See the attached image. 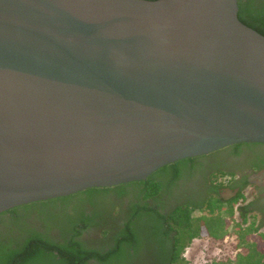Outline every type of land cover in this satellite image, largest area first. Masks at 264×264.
I'll return each mask as SVG.
<instances>
[{"label":"water","instance_id":"95a60500","mask_svg":"<svg viewBox=\"0 0 264 264\" xmlns=\"http://www.w3.org/2000/svg\"><path fill=\"white\" fill-rule=\"evenodd\" d=\"M237 0H0V213L264 144V36Z\"/></svg>","mask_w":264,"mask_h":264},{"label":"trees","instance_id":"16d2710c","mask_svg":"<svg viewBox=\"0 0 264 264\" xmlns=\"http://www.w3.org/2000/svg\"><path fill=\"white\" fill-rule=\"evenodd\" d=\"M237 4L238 19L264 36V0H237ZM189 159L166 164L145 179L90 187L1 212L0 264H189L183 252L194 238L221 240L229 232L237 240L234 258L210 264H264L261 225L253 219L248 221L241 206L239 218L233 219L237 196L223 198L214 193L202 203L206 212L196 215L193 211L202 206L201 201L159 210L161 197L174 184L179 166ZM114 197L116 200H112ZM121 204L123 209L116 210L115 218L122 219L118 223L111 218L110 210ZM87 205L93 210L89 215L84 212ZM34 220L49 228L51 225L56 237L34 230ZM91 226L101 231L102 242L77 239ZM143 255L150 259L143 260Z\"/></svg>","mask_w":264,"mask_h":264},{"label":"flooded vegetation","instance_id":"af4514ba","mask_svg":"<svg viewBox=\"0 0 264 264\" xmlns=\"http://www.w3.org/2000/svg\"><path fill=\"white\" fill-rule=\"evenodd\" d=\"M189 158L191 159L179 166V172L175 176L171 189L162 195L159 210L163 211L172 204L181 205L189 201L195 204L201 201L202 204L214 193H218L223 198L237 196L238 201L234 204L233 219L239 218V207L241 206V211H246L248 221L253 219L257 225H261L259 231L264 233V144L240 142ZM213 178H216V181H212ZM130 189L129 191H131ZM129 197L130 195L126 196L125 202L129 200ZM112 200H116V198L114 197ZM40 201H49V199ZM149 202L153 204L152 201ZM117 205L110 210V215L118 223H122V219L115 217H117L116 210L123 209V205L121 204L120 207ZM202 206L195 208L193 213L195 215L200 212L205 213L207 209ZM49 207L51 206H48V209H50ZM154 207L158 209L156 205ZM91 208L88 205L85 207L86 215L92 213ZM98 209L101 208L98 207ZM51 228V225L49 228L43 223L33 221L34 230L56 237V232ZM229 233L224 236V239L228 237ZM233 235L236 238L235 234ZM77 239L86 243H98L104 240L101 231L94 226L82 230L77 235ZM146 252L144 251V253ZM147 258L150 259V256H142L143 260ZM90 262L92 263V260Z\"/></svg>","mask_w":264,"mask_h":264},{"label":"rangeland","instance_id":"374dc122","mask_svg":"<svg viewBox=\"0 0 264 264\" xmlns=\"http://www.w3.org/2000/svg\"><path fill=\"white\" fill-rule=\"evenodd\" d=\"M214 240L209 237L193 239L183 252L189 264H210L212 261L233 259L236 252V238L229 233L226 239Z\"/></svg>","mask_w":264,"mask_h":264}]
</instances>
